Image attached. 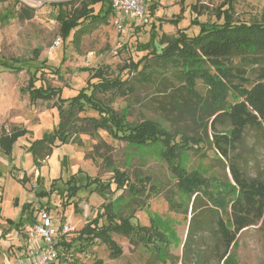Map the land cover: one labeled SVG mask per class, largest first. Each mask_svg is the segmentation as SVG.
<instances>
[{
	"label": "rangeland",
	"instance_id": "1",
	"mask_svg": "<svg viewBox=\"0 0 264 264\" xmlns=\"http://www.w3.org/2000/svg\"><path fill=\"white\" fill-rule=\"evenodd\" d=\"M82 1L43 4L34 0H0V264L26 263L22 254L28 247V238L23 230L8 227L9 220L15 225L30 217L26 207H33L36 213L47 206L57 219L63 218L65 222L68 218V224L76 229L69 237L74 241L86 220L92 221L98 211H103V203L109 201L117 206L120 217L131 218L133 225L155 227L163 240L158 234L152 236L151 243L134 235L114 234L113 240L122 255L112 258L110 249L98 242L86 257L78 254L77 264H224L215 258V241L207 233L206 244H201L200 238L197 240V247L205 258L193 253L184 256L194 199L178 191L169 164L154 152L131 148L107 131H95L84 122L87 118L99 119L97 111L86 108L79 114L77 133L73 137L76 143L63 144L57 137L54 144L40 147L36 157L33 144L55 134L59 126L60 102L32 98L30 80L36 79L35 88L43 85L62 89V98L67 99L87 88L90 73L85 69L105 68L106 78L131 79L136 91L129 96L96 92L100 105L125 115L131 125L147 120L157 122L174 136L175 143L182 136L200 141L201 149L185 154L182 165L188 173L201 174L211 191L217 185H234L229 168L232 163L250 178L264 181V129L246 128L242 140L225 159L213 146V131L205 128L207 119H199L198 108L176 76L178 69L168 66L160 71L161 67L152 64L148 72L155 73L144 83L135 71L124 69L129 61L137 62L147 53L136 49L138 43L146 42L142 25L149 21L147 15L144 22H127L123 32H119L111 16L107 23L97 24L83 35L78 46L72 42V36L64 42L58 21L59 8L54 4L64 3L61 11L69 16L80 8ZM153 1L157 7L154 16L161 22L157 23L159 34L168 36L169 40L176 38L180 31L189 36L198 34V29L189 27L193 19L209 26L220 24L219 11L228 10L237 22L248 24L260 22L264 14V0ZM195 5L201 7L199 12L192 9ZM30 9L34 11L32 18H29ZM58 39L62 45L55 48ZM151 46L152 50L161 48L160 42ZM36 48L42 49L37 61L33 60ZM14 59L30 60L31 64L26 63L17 72L2 65L11 64ZM45 61L51 67L45 66ZM38 63L46 69L34 74L32 64ZM143 66L142 63L139 71ZM198 91L202 97L209 95V88L202 81L198 82ZM13 130L22 131L12 137ZM219 131L223 134L224 130ZM115 171L124 172L129 183L120 191L109 193V198L104 199L96 191L95 183L85 187L96 178L104 184L112 182ZM69 184L82 189L67 202L60 195ZM115 188L112 183V191ZM204 204L206 201H201ZM108 224L106 218L99 222V226ZM9 229L8 235L2 234ZM79 244V241L73 242L72 251L78 250ZM213 249L216 252L211 255ZM230 252L225 264H264V217L257 226L237 236Z\"/></svg>",
	"mask_w": 264,
	"mask_h": 264
},
{
	"label": "trees",
	"instance_id": "2",
	"mask_svg": "<svg viewBox=\"0 0 264 264\" xmlns=\"http://www.w3.org/2000/svg\"><path fill=\"white\" fill-rule=\"evenodd\" d=\"M54 5L59 8L58 21L62 39L66 42L72 36V42L76 46L80 38L92 27L107 23L113 15L112 0H83L80 8L72 11L73 13L69 16H65L61 11L64 3ZM192 9L199 12L201 7L198 8V5H195ZM156 10L155 4L148 6L149 21L142 25L145 28L142 32L146 42L142 45L138 43L136 47L137 50L141 49L147 53L137 62L129 61L124 69L135 71L142 83L149 82L150 75L155 73L148 72L152 64L161 67L160 71L168 66L178 69L176 76L183 82V88L188 97L195 103L196 109L198 108L199 119H207L205 128L209 127L213 131L215 150L223 158L228 159L230 151L242 140L246 128L264 129V14L260 22L248 24L237 22L233 13L228 10L219 11L217 17L221 21L220 24L209 26L193 19L189 27L198 29V34L189 36L180 31L176 38L169 40L168 36L163 34L162 37L159 34L160 27L157 23L160 25L161 22L154 16ZM33 13L34 11L30 9L29 18H32ZM157 42H160L161 48L156 47L152 50L151 44ZM41 52V48H36L33 51L35 55L33 60L37 61ZM10 62L11 64L2 63V65L15 72L21 71L26 63L31 64L30 60L21 59ZM45 62V66L51 67L48 61ZM142 63L144 66L139 71ZM32 66H35L34 74L46 69L40 63L32 64ZM85 71L90 73L87 88L77 96L67 99L62 98V89L43 85L35 88L36 79L30 80L28 87L32 88V98L39 97L46 101L57 99L60 102L59 126L55 134L46 135L33 144L32 148L36 152V157L40 147L54 144L57 137L63 144L71 141L76 143L73 137L77 133L75 128L80 121L79 114L86 108L97 111L100 115L99 119L87 118L84 122L91 125L95 131L99 129L107 131L113 138L126 143L131 148L154 152L169 164L176 178L178 191L194 199L193 216L184 244V256L193 253L199 258H205V254L201 253L197 247V240L200 238L201 244H206L205 234L207 233L214 239L213 248L217 251L210 250L211 255L215 251L218 262L225 264L230 258V250L237 236L243 230L257 226L264 217V181L250 178L232 163L229 168L234 185H223V187L217 185L211 191L210 184L201 174L188 173L182 165L185 154L201 149L200 141L182 136L180 142L175 143L173 135L151 120L136 125L127 123L125 115H119L111 108L102 107L96 100L95 94L96 92H112L129 96L136 91L132 80H122L120 77L106 78L108 71L105 68L85 69ZM95 79L98 80L97 83L93 82ZM199 81L209 88V95L206 98L202 97L198 91ZM221 128L224 130L223 134L219 131ZM21 131L13 130L10 133L14 137ZM93 183L97 184L96 191L106 199L110 197L109 193L120 191L129 182L124 172L115 171L112 182L104 184L96 178L91 183L88 182L85 187ZM112 183L116 186L113 191ZM69 185L70 187L60 195L63 198L66 197L67 202L82 189V187ZM203 200L206 204L202 206ZM102 208L103 211H98L93 221H87L74 241L70 239L71 237H63L59 241V246L65 248V255H59L61 264H77L80 262L78 254L86 257L98 242L104 243L110 249L112 258H117L122 255V251L113 240L114 234L134 235L148 243L152 242V236L158 234L159 239L163 240L155 227L133 225L131 218L120 217L117 206L112 201L103 203ZM25 209H28L30 217L27 220L22 219L15 225L9 220L10 227L24 230L36 211L33 207ZM43 209L45 208L39 210ZM104 218L109 224L99 226V222ZM10 231L11 229L3 234L8 235ZM77 241L80 242L79 249L72 251L73 242ZM195 243L196 247H194Z\"/></svg>",
	"mask_w": 264,
	"mask_h": 264
},
{
	"label": "built area",
	"instance_id": "3",
	"mask_svg": "<svg viewBox=\"0 0 264 264\" xmlns=\"http://www.w3.org/2000/svg\"><path fill=\"white\" fill-rule=\"evenodd\" d=\"M31 1L33 0H25ZM39 3L58 2L60 0H34ZM153 0H112L113 23L119 32H123L127 22L141 23L146 21L147 6ZM60 3V2H59ZM61 41L58 39L54 47H60ZM75 230L68 224V221L61 227L53 225V218L48 210L39 211V219L28 227L25 234L28 238L29 246L36 245V258L32 262L25 264H61L59 255H65V248L59 246V241L69 238ZM82 256H84L82 254Z\"/></svg>",
	"mask_w": 264,
	"mask_h": 264
},
{
	"label": "crops",
	"instance_id": "4",
	"mask_svg": "<svg viewBox=\"0 0 264 264\" xmlns=\"http://www.w3.org/2000/svg\"><path fill=\"white\" fill-rule=\"evenodd\" d=\"M155 1H152L150 4H153ZM131 23V22H130ZM45 210H48L49 212H50V214H51V216H52V218H53V225L55 226V227H61L62 226V224L63 223H65L66 221H68L69 223H70V221H69V219L67 218L66 220H65V222H63V218H60V219H57L56 218V216H54L53 215V213H52V211L49 209V207H45ZM40 211V210H39ZM39 211L38 212H36L34 215H33V219L32 220H30V221H28V223H27V225H25V228H24V233L26 232V230H27V228L28 227H31L34 223H35V221H37L38 219H39ZM96 216H97V214H96ZM94 220V219H93ZM92 220V221H93ZM57 223H59V224H57ZM86 223H87V220H86ZM85 223V224H86ZM57 224V225H56ZM70 225V224H69ZM85 226V225H84ZM83 226V227H84ZM8 227H10V226H8ZM82 227V228H83ZM75 231H76V229H74ZM81 230V229H80ZM3 234V233H2ZM30 244H28V247H26V249H25V251H24V253L22 254V258L24 259V261H26V263H29V262H32V260H34L35 258H36V255H35V253L37 252V248H36V245L35 246H33L32 244H31V246H29ZM22 258H21V260H22ZM22 263H24V262H22Z\"/></svg>",
	"mask_w": 264,
	"mask_h": 264
}]
</instances>
